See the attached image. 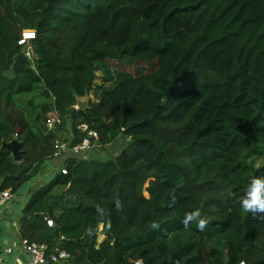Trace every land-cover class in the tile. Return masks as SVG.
Instances as JSON below:
<instances>
[{
  "label": "trees",
  "instance_id": "trees-1",
  "mask_svg": "<svg viewBox=\"0 0 264 264\" xmlns=\"http://www.w3.org/2000/svg\"><path fill=\"white\" fill-rule=\"evenodd\" d=\"M24 18L33 61L0 0V190L53 155L56 115L60 128L95 127L107 154L67 159L26 205L22 239L63 247L72 264H264V213L240 207L264 178L250 161L264 152V0H31ZM16 135L20 160L2 148ZM197 211L203 230L184 223Z\"/></svg>",
  "mask_w": 264,
  "mask_h": 264
},
{
  "label": "built area",
  "instance_id": "built-area-1",
  "mask_svg": "<svg viewBox=\"0 0 264 264\" xmlns=\"http://www.w3.org/2000/svg\"><path fill=\"white\" fill-rule=\"evenodd\" d=\"M36 39V30L26 28L22 29L18 40L19 45L23 47L25 55L33 61L36 57L33 40ZM77 108V105H76ZM70 121V120H69ZM63 118L60 115L51 117L47 121L48 130H55L58 136L55 139V150L50 157L51 160L59 161L58 167L61 172L67 173L64 166L65 161L70 158H90L96 156H105L107 154L106 145L100 141L98 130L87 122H80L76 126L78 132L73 129L72 121L67 123V127L60 128ZM75 137H80L78 143L74 142ZM106 157V156H105ZM14 197L12 189L0 190V206ZM50 226H54V220L47 218ZM24 249L29 257L26 264H50L70 261L71 253L60 246L51 247L46 242H24ZM134 264H144L142 260H137ZM240 264H244L243 262Z\"/></svg>",
  "mask_w": 264,
  "mask_h": 264
},
{
  "label": "crops",
  "instance_id": "crops-1",
  "mask_svg": "<svg viewBox=\"0 0 264 264\" xmlns=\"http://www.w3.org/2000/svg\"><path fill=\"white\" fill-rule=\"evenodd\" d=\"M88 98L94 99L91 92ZM59 163L49 158L36 176L24 183L18 191L14 192L12 199L0 206V264H26L29 254L24 249L25 241L21 236L24 209L33 193L54 178L55 173L60 170ZM54 264L72 263L63 261Z\"/></svg>",
  "mask_w": 264,
  "mask_h": 264
},
{
  "label": "rangeland",
  "instance_id": "rangeland-1",
  "mask_svg": "<svg viewBox=\"0 0 264 264\" xmlns=\"http://www.w3.org/2000/svg\"><path fill=\"white\" fill-rule=\"evenodd\" d=\"M7 1H8V5H9V10H12V12L19 19V22H20L19 28L20 29H26V28L34 29L33 27L30 26V24L24 18V13L27 10V7H28L31 0H7ZM196 14H197V12H186V13H181L180 16L183 19H193L196 16ZM109 62L115 68L120 67L121 69H125V70L131 72L132 74H137L139 71H145V70H147V68L150 67V66H143L142 64H139V63L137 65H132V64H128L127 62L120 61V60H110ZM10 73H11L10 71L7 72V74H10ZM96 83L97 84L101 83L100 76L98 77ZM91 94H92V98L95 99V97H96L95 90H92ZM29 99H30V97H29ZM35 101L36 102L34 103V102H30V100H29V104L27 101H25V102L23 101L24 107L27 108L25 110V113L28 112L29 110H32L34 113L38 114L39 109H37L36 105H40V104L44 103V101H47V102L49 101V103L52 102L50 100V98H48V94L43 95L40 99L36 97ZM24 107H23V109H24ZM35 107H36V110H35ZM19 108H18V110H20ZM64 130H65V128H64ZM120 139H122V140L120 141ZM120 139L115 141L112 144L111 153H110L111 156L117 155L120 151V148L123 146L122 142L124 141V139H123V137H121ZM250 161L254 166H257V167L263 165L264 164V152H263V154L258 155L255 158H252ZM62 189H63L62 187H58V188H56V191L62 190Z\"/></svg>",
  "mask_w": 264,
  "mask_h": 264
},
{
  "label": "clouds",
  "instance_id": "clouds-1",
  "mask_svg": "<svg viewBox=\"0 0 264 264\" xmlns=\"http://www.w3.org/2000/svg\"><path fill=\"white\" fill-rule=\"evenodd\" d=\"M240 207L245 213L256 215L264 213V178H254L249 183L245 195L240 200ZM195 222L198 229L206 227V221L200 218V213L192 212L186 215L184 223Z\"/></svg>",
  "mask_w": 264,
  "mask_h": 264
},
{
  "label": "water",
  "instance_id": "water-1",
  "mask_svg": "<svg viewBox=\"0 0 264 264\" xmlns=\"http://www.w3.org/2000/svg\"><path fill=\"white\" fill-rule=\"evenodd\" d=\"M90 105V99L88 96L80 97L77 100V108L78 109H87ZM80 141V137H75L74 142L78 143ZM22 142L18 140L17 135L10 142H4L2 148H9L12 150V153L16 160L21 159V150Z\"/></svg>",
  "mask_w": 264,
  "mask_h": 264
}]
</instances>
